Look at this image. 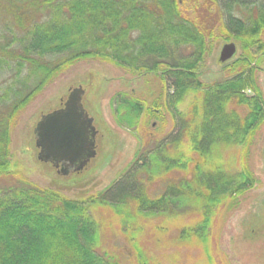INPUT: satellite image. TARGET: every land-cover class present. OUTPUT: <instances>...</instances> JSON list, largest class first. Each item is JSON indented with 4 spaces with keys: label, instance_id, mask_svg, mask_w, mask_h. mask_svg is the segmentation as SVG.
Masks as SVG:
<instances>
[{
    "label": "trees",
    "instance_id": "1",
    "mask_svg": "<svg viewBox=\"0 0 264 264\" xmlns=\"http://www.w3.org/2000/svg\"><path fill=\"white\" fill-rule=\"evenodd\" d=\"M181 1L0 0L9 13L0 23V76L11 72V80L0 84V176L14 174L10 126L18 111L81 59H108L163 81V104L133 94L116 97L119 122L134 129L143 111L156 122L165 111L173 119L168 132L137 148L118 176L96 193L69 197L59 187L21 176L0 188V264H119L100 240L93 207L116 214L135 264H152L138 239L144 219L160 239L170 236L171 245H199L203 262L213 264L214 216L255 180L243 157L264 121L256 79L264 58V0H191L194 16ZM213 34L233 40L239 53L219 61L227 73L205 83L198 78L199 63ZM232 144L244 148L243 167L235 171L223 154ZM172 171L179 172L176 178L168 177ZM157 179L164 180L163 190L151 193L145 180ZM84 182L73 178L63 186L76 190ZM172 225L177 228L173 237Z\"/></svg>",
    "mask_w": 264,
    "mask_h": 264
},
{
    "label": "rangeland",
    "instance_id": "2",
    "mask_svg": "<svg viewBox=\"0 0 264 264\" xmlns=\"http://www.w3.org/2000/svg\"><path fill=\"white\" fill-rule=\"evenodd\" d=\"M192 4L191 0L181 1V6L194 16ZM1 6L0 23L6 20L5 16L8 20L9 15ZM210 39V47L199 63L198 78L205 83L227 73V66H222L218 59L223 43L232 41L215 37L214 34L208 41ZM236 53H239L237 46ZM258 66L256 79L264 96V58ZM10 74L2 73L0 84L10 81ZM79 85L84 89L83 107L93 117L97 129L96 153L79 170L62 172L53 162L38 157L39 147L36 145L34 128L42 114L63 106L71 88ZM247 92L251 93L249 90ZM120 94H133L145 99L146 103L153 98L162 104L165 101L164 83L157 74L136 72L100 57L78 60L52 77L18 111L10 126V168L15 176L13 173L0 176V188L12 184L21 176L40 186L59 187L69 197H83L103 189L131 161L137 148L149 147L173 124L170 113L164 110L162 121L157 119L156 122L151 116L147 119V112L143 111L134 129L126 126L114 114L118 104L115 98ZM183 105L182 102L180 106ZM233 105L240 112L245 109L235 102ZM121 112L124 113L125 109L122 108ZM243 149L234 144L224 149V157L228 154L232 160L230 169L235 171L243 167ZM243 161L252 170L255 180L247 190L228 198L217 210L211 225L210 251L214 256L213 264H264V121L248 143ZM178 174V171H172L168 177L176 178ZM73 178L84 179L85 182L76 190L63 186ZM145 182L151 193L163 190V179ZM92 212L100 223L103 246L117 257L119 264H135L133 248L121 231L116 214L110 208L102 207H93ZM188 217L185 215L184 219ZM159 219L152 218L153 221ZM147 220H141L143 226L138 232V239L152 264H206L199 245H171L170 236L160 239V236L154 235L153 224ZM176 231L177 228L172 225L168 232L172 236ZM160 242H164L162 246Z\"/></svg>",
    "mask_w": 264,
    "mask_h": 264
},
{
    "label": "water",
    "instance_id": "3",
    "mask_svg": "<svg viewBox=\"0 0 264 264\" xmlns=\"http://www.w3.org/2000/svg\"><path fill=\"white\" fill-rule=\"evenodd\" d=\"M236 43L224 42L219 53V61L234 55ZM84 89L81 85L71 88L64 105L41 115L34 132L38 157L52 161L60 170L82 168L96 153L95 133L90 116L82 104Z\"/></svg>",
    "mask_w": 264,
    "mask_h": 264
},
{
    "label": "flooded vegetation",
    "instance_id": "4",
    "mask_svg": "<svg viewBox=\"0 0 264 264\" xmlns=\"http://www.w3.org/2000/svg\"><path fill=\"white\" fill-rule=\"evenodd\" d=\"M95 137H96V133H95ZM63 169L64 170L66 169V172L69 171V170H71V168H69V167H63Z\"/></svg>",
    "mask_w": 264,
    "mask_h": 264
}]
</instances>
